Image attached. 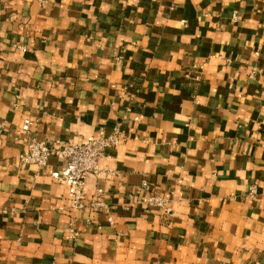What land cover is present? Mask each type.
<instances>
[{"label":"crops","instance_id":"obj_1","mask_svg":"<svg viewBox=\"0 0 264 264\" xmlns=\"http://www.w3.org/2000/svg\"><path fill=\"white\" fill-rule=\"evenodd\" d=\"M117 123L82 210L18 157ZM0 264H264V0H0Z\"/></svg>","mask_w":264,"mask_h":264},{"label":"built area","instance_id":"obj_2","mask_svg":"<svg viewBox=\"0 0 264 264\" xmlns=\"http://www.w3.org/2000/svg\"><path fill=\"white\" fill-rule=\"evenodd\" d=\"M16 104V103H15ZM34 121L27 118L24 119L21 129L29 132ZM121 123H117L110 133L100 131L98 134L89 135L82 143H68L66 141L56 139L53 143L39 140L35 137L29 139L27 148L19 154V159L26 164H37L46 166L50 157H60L63 165L60 169H55L52 176L62 181L68 188L69 210L78 211L86 208L84 185L89 174H100L102 170L99 161L105 155L109 147L116 146L122 140ZM143 186L147 187L148 183L143 182ZM254 187H250L249 195H254ZM146 210L151 207H160L166 215H172L173 208L171 201L158 193H149L147 198L142 200ZM89 208L93 212L105 210L109 213L108 206L101 200H95ZM70 235L76 237L77 232L72 219ZM109 223H113V218L109 214Z\"/></svg>","mask_w":264,"mask_h":264}]
</instances>
